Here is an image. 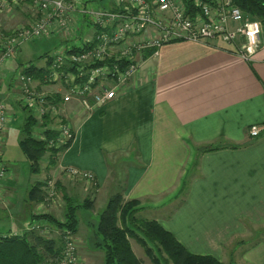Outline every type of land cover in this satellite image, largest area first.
<instances>
[{
  "label": "crops",
  "instance_id": "0c3cea01",
  "mask_svg": "<svg viewBox=\"0 0 264 264\" xmlns=\"http://www.w3.org/2000/svg\"><path fill=\"white\" fill-rule=\"evenodd\" d=\"M12 8L22 24L31 18L26 2L9 3L6 12ZM131 81L123 94L74 121V137L55 166H47L45 156L40 172L26 179L20 167L4 160L5 140L14 143L15 138L8 125L0 147L7 169L0 181V234L23 233L38 224L34 215L52 214V205L25 199L30 186L49 175L61 198L63 191L78 201L90 198L92 207L86 210L93 215L96 203L101 209L124 186L123 198L139 202L137 215L157 220L191 253L227 264H238L237 259L264 264V131L258 137L248 133L250 125H264L263 28L249 60L239 55L237 44L219 39L173 41L144 57ZM4 90L2 77L1 97ZM5 98L15 111L10 94ZM68 166L91 172L92 188L87 190L86 179L60 173ZM95 186L97 192L112 189L100 198ZM42 189L47 190L45 183ZM84 212H79L78 228L84 216L89 218ZM47 230L57 237L56 229ZM256 231L261 236L243 245L240 238ZM81 264L94 263L83 259Z\"/></svg>",
  "mask_w": 264,
  "mask_h": 264
},
{
  "label": "built area",
  "instance_id": "2783aa9c",
  "mask_svg": "<svg viewBox=\"0 0 264 264\" xmlns=\"http://www.w3.org/2000/svg\"><path fill=\"white\" fill-rule=\"evenodd\" d=\"M86 1L0 0V12L9 3L26 2L31 17L8 32L0 29V78L6 63L25 41L54 34L63 37L50 53L42 79L18 70L9 93L13 103L27 107L39 122L45 115L56 120L51 125L56 136L49 145L67 144L74 137V117L95 112L118 97L132 82L147 49L153 50V55L161 45L173 41L207 43L219 39L237 44L239 55L249 60L260 44V21L245 16L233 0H112L107 8H94ZM190 5L195 9L193 13L188 11ZM79 42V49H73L72 45ZM9 105L0 96V147L11 121ZM263 131L264 125L257 124L248 129L251 137ZM6 174L0 162V181ZM64 174L93 179L92 173H80L73 167H66ZM46 186L47 200H51L56 196L54 183L48 180ZM34 228L39 225L29 230ZM62 233L59 253L42 264L75 263L74 236ZM20 234L1 233L0 238Z\"/></svg>",
  "mask_w": 264,
  "mask_h": 264
},
{
  "label": "trees",
  "instance_id": "16d2710c",
  "mask_svg": "<svg viewBox=\"0 0 264 264\" xmlns=\"http://www.w3.org/2000/svg\"><path fill=\"white\" fill-rule=\"evenodd\" d=\"M111 1L87 0L86 2L93 5L94 8H107ZM233 3L240 8L245 16L260 21L264 30V0H233ZM188 11L193 13L195 9L190 5ZM52 36H56V34ZM56 39L57 43L54 49L60 43L57 37ZM75 47L79 49L80 42L78 45H72L73 49ZM152 51L147 49L144 57L151 55ZM40 58L45 61L43 65L38 66L33 61H28L21 71L42 79L47 72L51 56L50 53L45 52ZM15 80L12 76L10 83ZM20 106L24 110V117L19 125V148L28 162L30 172L38 174L42 158L47 157V166H55L59 156L70 145L72 139L62 146L49 145V141L55 139L56 130L49 124L48 115H45L39 122L27 107ZM38 135L43 137L40 138ZM47 181H36L32 184L28 189L26 201L49 204L47 192L42 189L43 183L47 184ZM124 188V186H120L118 190L108 196L104 207L98 213L97 220L87 222L89 248L102 251V264H142L131 247L130 238L142 247L143 253L153 264H227L212 255L191 253L157 220L138 218L136 212L141 209L139 202L136 199L125 200L122 194ZM55 192L57 193L56 189ZM181 192L182 190L179 191V194ZM62 199L64 205L61 219L50 213H39L32 219L38 223L45 222L47 229H56L57 237H45L35 230H26L20 235H8L0 238V264H42L49 259V257L46 259L44 254L55 257L59 253L62 232H68L74 236L78 231L79 212L92 207V202L88 197L78 201L63 191ZM39 228H43V226Z\"/></svg>",
  "mask_w": 264,
  "mask_h": 264
},
{
  "label": "rangeland",
  "instance_id": "374dc122",
  "mask_svg": "<svg viewBox=\"0 0 264 264\" xmlns=\"http://www.w3.org/2000/svg\"><path fill=\"white\" fill-rule=\"evenodd\" d=\"M92 7H94V6L92 5ZM6 8H7V6H6ZM6 8L3 11L0 12V29L4 33L8 32L9 30H11L12 27L21 25L22 22H23V17L21 15L14 16L16 11H14L13 8L10 9L9 11H7V12H6ZM11 25H12V27H11ZM59 35H61V34H59ZM59 35L57 36V38L59 39V42H61L63 40V37L59 36ZM56 43H57L56 36H52L51 38L50 37L49 38H39V39H34L32 41H25L21 45L20 51L17 53V55L14 58L10 59L6 63V69H5V72H4V75H3V77H5L6 90H4L5 92H1L3 97H6V95H8L12 91V89L14 87V82L10 83L11 77L13 76V79H14L16 73L18 72V70H21V68L23 66H25L28 61H33L37 65L41 64V62L43 60L40 58V56L43 53H45V52L46 53H52L54 51V46L56 45ZM124 92H125V90H123L121 94H123ZM14 104L16 105L15 106V111H16V107L17 106H18L17 107L18 111L15 114L14 109L12 110L13 112H11L10 116H11V119H12V114L14 113L15 114V117H14L15 121L13 123L9 124V127L12 128V129L14 128L13 130H14V133H15V138H14V143L15 144L13 143L12 139L5 140V142H7V143L5 145L4 160L7 162V164H15L18 167H20L19 170H20L21 176L26 179L29 174L32 175L34 173H31V172H29L27 170V164L28 163H26L23 154L20 152V150H19V148L17 146V139L20 136L19 125H20V122L22 121V118L24 117V110L19 104H16V103H14ZM92 113H89V114H92ZM85 115L87 116V114H85ZM85 115H83V116L80 115V118H77V117L73 118V120H72L73 123L71 122V125L74 126V130H75L74 123L76 121H77L76 123H78L80 120L83 119V117ZM18 120H19V122H18ZM48 121L50 122L49 124H51V125H53L56 122V120H54V119L53 120L49 119ZM5 131L3 132V134L5 133ZM70 167H72V166H70ZM65 168L66 167H61L60 168V173H64ZM75 169L78 170L80 173H82V172L86 173L87 172L85 170H81V169H78V168H75ZM89 173H91V172H89ZM47 176L49 177V175H47ZM67 176L72 178L71 175H67ZM75 176H76L77 180H80V179L81 180L82 179L88 180L89 184H88L87 190H90L92 188V185H94L93 184V179L89 180V179H87V177H85V176L83 177L80 174L79 175H75ZM48 177H46V180L50 179V180L53 181L51 176H50L51 178H48ZM119 187H120V185L118 186V188ZM118 188H117V190H118ZM46 189H49V187L46 186ZM105 189H112V187L110 188V187L105 186L102 189H99L98 192H97V186H95L94 193L95 194H99L100 195L99 197L102 198V196L104 195V190ZM20 190H21V187H20ZM180 195H183V193H181ZM49 201L50 202H49L48 205H52V207H53V210H50L52 212V215H54L56 218L60 219L61 218V213H62V210H63V205H64V202L62 201V198H61V194L59 195L58 193H56V196L54 195L53 199H51ZM99 204H100V202L96 203V208L94 209V212H95L94 215L91 213L90 210H85L84 214L88 215L89 218L87 219L85 216L83 217V219L81 220V224H80V226L78 228L79 233L78 234L77 233L74 234V237L71 240L72 243H73V246H74V251H75V263L74 264H81L83 259H86L87 261L93 262L94 264H101L100 258L103 257L102 251L100 249L89 248L90 244H89V241H87V235H88V232H89V229H88V226H87V222L89 220H97L98 219V213L104 207L103 206L101 209L98 208ZM41 209H44V208H41ZM47 210H49V207L47 208ZM140 210H138V211H140ZM138 211L136 212V216L138 218H140L137 215ZM143 214H145V213H143ZM3 222L6 225H8L7 224V218H6V212H4V211H3ZM35 225H39V227L42 226L41 223H38V224H35ZM44 229H45V227H43V228H34L33 230H35V232H37L38 234H41L42 236L50 237L49 233H47L48 230L47 229L44 230ZM38 231H40V233ZM19 233L22 234V232H19ZM37 233H35V234H37ZM260 236H261V234L257 235V231H256L255 235H253V234L251 235V233H250V234H247L245 237H241L240 240L245 243L243 245L248 246L251 242H253V240L255 241ZM237 240H239V239H237ZM130 242L132 243V246H133L134 250L136 251V254H139L141 256L140 258L142 259L141 260L142 264H153L149 260V258L147 256H146L147 257L146 258L145 256H143L141 254V253H143L142 247L134 239L130 238ZM239 252H241V251L237 250V253L240 255ZM42 253H44V251H42ZM237 253H235V254H237ZM44 256L46 257V259H48V257H49V259L50 258H54L53 256H49L47 254H44ZM237 261H239L238 264H245V263H242V260L237 259ZM169 264H171V263H169Z\"/></svg>",
  "mask_w": 264,
  "mask_h": 264
}]
</instances>
